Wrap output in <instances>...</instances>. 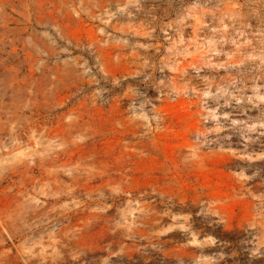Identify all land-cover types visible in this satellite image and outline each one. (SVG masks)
I'll list each match as a JSON object with an SVG mask.
<instances>
[{
    "label": "rangeland",
    "instance_id": "rangeland-1",
    "mask_svg": "<svg viewBox=\"0 0 264 264\" xmlns=\"http://www.w3.org/2000/svg\"><path fill=\"white\" fill-rule=\"evenodd\" d=\"M264 264V0H0V264Z\"/></svg>",
    "mask_w": 264,
    "mask_h": 264
},
{
    "label": "trees",
    "instance_id": "trees-1",
    "mask_svg": "<svg viewBox=\"0 0 264 264\" xmlns=\"http://www.w3.org/2000/svg\"><path fill=\"white\" fill-rule=\"evenodd\" d=\"M247 264H257V262H255V263H254V262H253V263H252V262H250V263H247Z\"/></svg>",
    "mask_w": 264,
    "mask_h": 264
}]
</instances>
